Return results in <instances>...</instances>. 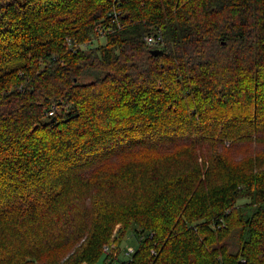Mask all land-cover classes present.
<instances>
[{
  "label": "trees",
  "instance_id": "obj_1",
  "mask_svg": "<svg viewBox=\"0 0 264 264\" xmlns=\"http://www.w3.org/2000/svg\"><path fill=\"white\" fill-rule=\"evenodd\" d=\"M254 145L264 0H0V264H264Z\"/></svg>",
  "mask_w": 264,
  "mask_h": 264
},
{
  "label": "rangeland",
  "instance_id": "obj_2",
  "mask_svg": "<svg viewBox=\"0 0 264 264\" xmlns=\"http://www.w3.org/2000/svg\"><path fill=\"white\" fill-rule=\"evenodd\" d=\"M42 121L46 122V121H48V118L46 117ZM256 147H257V145L253 146V148H256ZM262 148L264 150V146L263 147H257V149H262ZM237 153H240V152H237ZM241 201L244 202V200H241ZM241 201L239 203H242ZM140 244H141L140 235L137 233L136 229L133 228L132 230H130L126 234V236L120 242V244L118 246V256H117V258H114L113 260L111 259L109 261V263H112V264H126V262L132 256V254L129 252V250L131 248H133L135 250L138 249ZM96 264H106L105 256H103Z\"/></svg>",
  "mask_w": 264,
  "mask_h": 264
},
{
  "label": "built area",
  "instance_id": "obj_3",
  "mask_svg": "<svg viewBox=\"0 0 264 264\" xmlns=\"http://www.w3.org/2000/svg\"><path fill=\"white\" fill-rule=\"evenodd\" d=\"M99 27H101V29L104 31V30H107V28H106V26H104V25H99ZM159 39H160V37H158L157 39H155V38H153V37H149L148 38V42L149 43H158L159 42ZM53 112H51V114H52ZM129 252L131 253V254H133L134 252H135V249H133V248H131L130 250H129Z\"/></svg>",
  "mask_w": 264,
  "mask_h": 264
},
{
  "label": "water",
  "instance_id": "obj_4",
  "mask_svg": "<svg viewBox=\"0 0 264 264\" xmlns=\"http://www.w3.org/2000/svg\"><path fill=\"white\" fill-rule=\"evenodd\" d=\"M162 51L161 50H154L155 55H159Z\"/></svg>",
  "mask_w": 264,
  "mask_h": 264
}]
</instances>
